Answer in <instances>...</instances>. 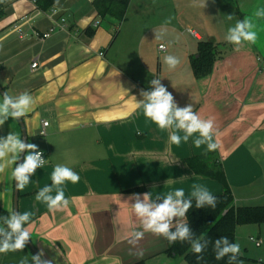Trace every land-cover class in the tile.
Masks as SVG:
<instances>
[{"label": "crops", "instance_id": "crops-1", "mask_svg": "<svg viewBox=\"0 0 264 264\" xmlns=\"http://www.w3.org/2000/svg\"><path fill=\"white\" fill-rule=\"evenodd\" d=\"M160 1L130 0L126 19L118 23L97 16L92 0H59L51 17L32 15L30 0H0V86L11 96L28 92L33 97L32 108L21 118L27 143L46 155L43 167L18 191L17 211L31 213L25 224L30 241L52 264H186L164 253L162 236L146 232L135 247L129 244L131 233L142 227L130 206L135 201L128 197L151 193L156 199L182 188L187 199L193 185L212 195L222 193L217 181L187 167L185 158L191 155L215 153L235 205H264V20L257 21L255 44L237 48L225 38L237 20L264 7V0H206L202 12L182 10L181 0L166 10ZM183 12L189 14L184 22ZM26 15L33 17L19 36L11 26ZM61 16L65 28L37 37ZM162 28V38H155ZM199 41L212 42L217 56L207 74L195 77L191 60L198 56ZM166 55L177 57L179 64L169 68ZM154 78L161 79L178 106L191 104L202 118H214L217 150L195 148L192 139L198 133L172 144L170 130H161L136 108L133 97L142 100L140 91L152 90ZM43 120L48 125L40 135ZM10 132L21 136L11 117L0 126V137ZM58 164L80 179L60 186L70 201L67 208L50 210L36 194L52 184ZM11 170L0 174L4 216L13 211ZM135 187L141 189L131 191ZM31 256L26 245L0 253V264H21L24 258L31 264Z\"/></svg>", "mask_w": 264, "mask_h": 264}, {"label": "clouds", "instance_id": "clouds-1", "mask_svg": "<svg viewBox=\"0 0 264 264\" xmlns=\"http://www.w3.org/2000/svg\"><path fill=\"white\" fill-rule=\"evenodd\" d=\"M58 3L59 0H56ZM204 8L206 0L199 5ZM232 20L233 16H227ZM264 20V7H258L251 17L237 20L235 25L228 29L226 40L239 48L245 43L255 44L258 38L257 21ZM171 18L165 21L170 23ZM164 29L155 33V38H162ZM165 46L161 45L163 49ZM169 68H175L179 64V59L173 55H166L164 58ZM150 91L141 90L142 100L137 101L136 108H142L144 115L155 123L161 130H170L169 140L172 144L180 145L188 142L194 134L199 135L192 139L195 148L206 146L207 151H215L219 148V142L215 139L218 129L212 117L202 118L199 113L193 110L191 104L180 107L176 103L174 96L161 83V79L154 78L150 81ZM126 92V91H125ZM33 97L28 92L11 96L7 92L3 95L0 102V126L11 117L17 120L24 117L32 108ZM179 132H183L181 136ZM43 135V134H42ZM27 153L23 162L18 163L21 153ZM46 160L43 152L33 143H25L21 136L15 132H10L6 137H0V174L5 173L6 168L11 167V178L16 181V188L21 191L32 181L38 168L43 167ZM15 165V167H12ZM79 175L70 167L62 164L55 166L52 174V184L45 186L36 194L38 201L44 202L50 210H62L67 208L70 201L65 198L64 190L61 185L65 181L77 183ZM55 195H52L53 189ZM131 209L135 217L140 221L142 231L137 230L131 233L129 244L136 246L146 232L156 236H162L169 244L177 241H188L191 250L197 254L198 259H202V253L207 248L209 241L201 235L195 237L188 221L187 213L195 201L196 208L217 206V198L213 196L206 187L193 185L190 198H185L184 189L180 188L163 197L152 199L151 193L132 194L128 197ZM129 204V203H128ZM31 213L11 211L7 216L0 217V253L22 251L27 242L32 239L29 228L25 224L30 221ZM216 259L229 258L230 264L237 261L240 254V245L230 242L227 237H221L214 241ZM142 255V252L139 253ZM43 251L31 256V264H52L51 260L44 259ZM21 264H29L28 258L21 260Z\"/></svg>", "mask_w": 264, "mask_h": 264}, {"label": "trees", "instance_id": "trees-1", "mask_svg": "<svg viewBox=\"0 0 264 264\" xmlns=\"http://www.w3.org/2000/svg\"><path fill=\"white\" fill-rule=\"evenodd\" d=\"M56 0H35L36 6L41 10H47L54 5ZM130 0H92V6L100 18L110 17L118 23L124 21ZM198 56L192 58L191 67L195 77L207 74L217 56L216 46L209 41L197 43ZM185 164L195 174L217 181L223 188V192L213 195L217 198V206L213 209L209 206L196 208L195 201L187 215L188 224L195 237L203 235L209 244L202 253V259L191 250L188 241H177L169 244L166 240L164 253L172 258H181L186 264H230L229 258L216 259L214 241L221 237H227L234 243L235 227L245 223H264V205L238 206L235 205L233 194L227 181L224 169L214 152L191 155L185 158ZM140 187L132 188L138 191ZM4 212L0 211V217ZM243 256H238L233 264H241Z\"/></svg>", "mask_w": 264, "mask_h": 264}, {"label": "rangeland", "instance_id": "rangeland-1", "mask_svg": "<svg viewBox=\"0 0 264 264\" xmlns=\"http://www.w3.org/2000/svg\"><path fill=\"white\" fill-rule=\"evenodd\" d=\"M233 1V0H232ZM174 0H164L160 1L159 5L164 6V9L170 10L173 7ZM176 2V1H175ZM202 3L197 0H181L180 5L182 10H199L202 12L203 8L199 5ZM165 4V5H164ZM193 7V8H192ZM192 8V9H191ZM189 14L183 12V22L184 19H187ZM184 37L190 38L188 33H184ZM254 237L260 241L259 246H255L252 241L249 240V237ZM234 243L240 245V256H243L245 259L242 260L241 264H264V223H245L239 224L235 227L234 231Z\"/></svg>", "mask_w": 264, "mask_h": 264}, {"label": "built area", "instance_id": "built-area-1", "mask_svg": "<svg viewBox=\"0 0 264 264\" xmlns=\"http://www.w3.org/2000/svg\"><path fill=\"white\" fill-rule=\"evenodd\" d=\"M34 6V10H33V13L32 15H37V14H47V16L51 17L53 16L54 14H56L58 12V10L56 8H54L53 6L49 7L47 10H41L39 9L36 4H35V0H30ZM32 15H26V16H23L21 17L19 20H17L16 22H14L11 26V30L13 31H16L18 32L19 36L22 35V32H21V26L27 22H29V20L33 17ZM98 23L95 22L94 23V26H96ZM56 28H59V29H63L65 28V18L63 16L59 17L58 19L56 20H53V25L49 28V30L45 33H42L41 35H38L37 34V37L39 39H44L46 37H48L50 35V33L56 29ZM190 33H193L192 31H190ZM166 47H164L163 49L161 48V45L158 46V50H165ZM101 54V53H100ZM37 65L36 61L33 62L31 64V68H35ZM48 125V122L46 120H43L42 121V127H41V130L39 132L40 135H44L45 134V128L46 126ZM43 158L46 160V155L45 153L43 152ZM249 240L252 241L254 243L255 246H259L260 245V241L258 239H255L254 237H249Z\"/></svg>", "mask_w": 264, "mask_h": 264}, {"label": "water", "instance_id": "water-1", "mask_svg": "<svg viewBox=\"0 0 264 264\" xmlns=\"http://www.w3.org/2000/svg\"><path fill=\"white\" fill-rule=\"evenodd\" d=\"M5 94L4 89L0 86V95L3 97V95ZM17 122L21 128V139L23 142L27 143L28 137H27V133L25 130V127L23 125V121L22 118L17 119ZM25 153H21L20 154V159L17 161L18 163H21L23 156ZM17 200H18V190L16 188V181H14V189H13V211H17ZM28 246V248L30 249V251L32 252L33 255H37L39 252L37 251V249L35 248V246L33 245V243L29 240L26 244Z\"/></svg>", "mask_w": 264, "mask_h": 264}]
</instances>
